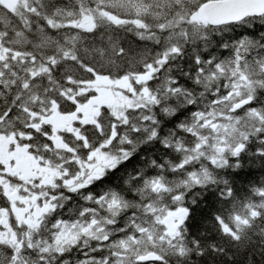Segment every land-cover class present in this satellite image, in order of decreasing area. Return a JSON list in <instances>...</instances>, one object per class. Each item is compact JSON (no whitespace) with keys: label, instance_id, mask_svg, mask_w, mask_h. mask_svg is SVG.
I'll return each mask as SVG.
<instances>
[{"label":"snow or ice","instance_id":"obj_1","mask_svg":"<svg viewBox=\"0 0 264 264\" xmlns=\"http://www.w3.org/2000/svg\"><path fill=\"white\" fill-rule=\"evenodd\" d=\"M0 264H264V0H0Z\"/></svg>","mask_w":264,"mask_h":264}]
</instances>
